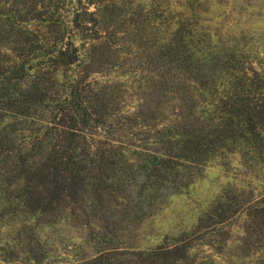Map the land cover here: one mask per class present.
Masks as SVG:
<instances>
[{
	"label": "trees",
	"instance_id": "16d2710c",
	"mask_svg": "<svg viewBox=\"0 0 264 264\" xmlns=\"http://www.w3.org/2000/svg\"><path fill=\"white\" fill-rule=\"evenodd\" d=\"M263 37L264 0H0V264H60L36 227L61 216L68 264H264ZM230 157L246 185L125 243Z\"/></svg>",
	"mask_w": 264,
	"mask_h": 264
},
{
	"label": "rangeland",
	"instance_id": "374dc122",
	"mask_svg": "<svg viewBox=\"0 0 264 264\" xmlns=\"http://www.w3.org/2000/svg\"><path fill=\"white\" fill-rule=\"evenodd\" d=\"M212 11L214 16L215 9ZM102 79L103 77H98V80ZM228 161L227 165H220L219 162L206 165L193 177L187 188L156 204L153 212L143 218L138 228L123 231L125 243L139 247L151 246L165 234L175 235L186 231L221 189L228 185L241 189L246 185L247 178L242 175L235 157H230ZM19 218L7 210L0 214V245L4 238L10 239L13 236L11 233H15L20 223ZM47 218L51 220V214L44 216V219L48 220ZM57 221L55 220L54 224L37 223L36 231L41 228L38 234L47 238L46 246L51 249V260L68 264L78 255V252L72 251L71 245L78 241L76 236L84 234V228L80 222L73 220L69 222L62 216Z\"/></svg>",
	"mask_w": 264,
	"mask_h": 264
}]
</instances>
